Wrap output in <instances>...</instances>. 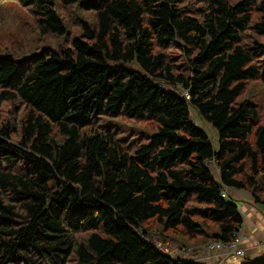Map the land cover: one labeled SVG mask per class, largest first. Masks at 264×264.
Listing matches in <instances>:
<instances>
[{
	"label": "trees",
	"instance_id": "trees-1",
	"mask_svg": "<svg viewBox=\"0 0 264 264\" xmlns=\"http://www.w3.org/2000/svg\"><path fill=\"white\" fill-rule=\"evenodd\" d=\"M7 3L30 30L0 43V264H203L182 240L240 236L230 191L264 208V0H0V25Z\"/></svg>",
	"mask_w": 264,
	"mask_h": 264
},
{
	"label": "rangeland",
	"instance_id": "rangeland-1",
	"mask_svg": "<svg viewBox=\"0 0 264 264\" xmlns=\"http://www.w3.org/2000/svg\"><path fill=\"white\" fill-rule=\"evenodd\" d=\"M4 14H5V24L0 25V43H2L5 47H11L15 45L16 48H19L18 45L22 43L25 45L24 36L29 32L30 27L23 25V20L27 15V12L20 6L7 3L4 6ZM78 22V21H77ZM174 54V53H173ZM170 87V86H169ZM178 94H182L184 89L176 90ZM191 116L194 122L199 125V127L208 135L213 143L215 148L218 147V136L214 127L206 122H204L198 113L195 110L191 111ZM115 126L118 129L123 128L124 134L123 137L131 136L132 133H138L141 129L133 122H125L123 120H115ZM213 169H216L214 165H212ZM216 172V171H215ZM254 231L253 233H256ZM260 240L264 241V237H259L253 234V238L250 241H253L254 244L259 243ZM183 243V256L196 259L201 258V255H207L208 253V245H204L198 242H186L182 240ZM258 248H264L263 245H258ZM251 257V256H250Z\"/></svg>",
	"mask_w": 264,
	"mask_h": 264
},
{
	"label": "crops",
	"instance_id": "crops-1",
	"mask_svg": "<svg viewBox=\"0 0 264 264\" xmlns=\"http://www.w3.org/2000/svg\"><path fill=\"white\" fill-rule=\"evenodd\" d=\"M214 171L217 170L214 169ZM230 195L237 202L240 207V212L244 218V225L240 231V236L243 240L241 248L248 250L250 258H260L264 256V248H258L253 241V234L259 237H264V208L256 206L251 199V195L245 191H230ZM257 231L256 233H253ZM207 255H201L199 261L203 264H212L211 261H206ZM244 261H239L237 264H242Z\"/></svg>",
	"mask_w": 264,
	"mask_h": 264
},
{
	"label": "built area",
	"instance_id": "built-area-1",
	"mask_svg": "<svg viewBox=\"0 0 264 264\" xmlns=\"http://www.w3.org/2000/svg\"><path fill=\"white\" fill-rule=\"evenodd\" d=\"M183 96L188 101L190 95L187 91H183ZM217 170V169H216ZM229 191L225 190L223 197L227 198ZM242 236H236L232 242H217L208 245V253L206 261H211L212 264H237L239 261H245L250 257L248 250L242 249ZM264 241L260 240L256 246L263 245Z\"/></svg>",
	"mask_w": 264,
	"mask_h": 264
}]
</instances>
